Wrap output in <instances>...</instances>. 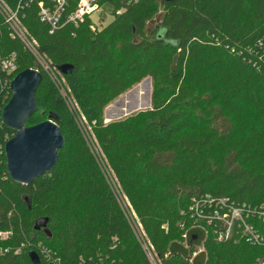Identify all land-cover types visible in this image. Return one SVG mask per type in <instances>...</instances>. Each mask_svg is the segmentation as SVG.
<instances>
[{
	"label": "trees",
	"instance_id": "16d2710c",
	"mask_svg": "<svg viewBox=\"0 0 264 264\" xmlns=\"http://www.w3.org/2000/svg\"><path fill=\"white\" fill-rule=\"evenodd\" d=\"M63 76L101 155L162 264H253L259 249L218 241L199 212L205 202L264 205V0H97L112 20L91 31L85 17L58 28L41 20L51 0H0ZM120 13H118V11ZM0 264H148L57 88L41 72L37 111L26 126L54 116L64 146L55 167L29 185L6 170L2 124L10 83L33 57L10 37L0 14ZM150 108L104 123L105 108L143 79ZM203 259V257H202Z\"/></svg>",
	"mask_w": 264,
	"mask_h": 264
},
{
	"label": "built area",
	"instance_id": "2783aa9c",
	"mask_svg": "<svg viewBox=\"0 0 264 264\" xmlns=\"http://www.w3.org/2000/svg\"><path fill=\"white\" fill-rule=\"evenodd\" d=\"M67 1L68 0H51L53 4L51 8L40 5L41 20L50 25L51 31L58 28L60 18L64 14V10L67 6ZM128 1L130 3H136L138 0ZM97 10V0H79L76 9L65 16V23H71L77 26V24L82 22L86 16L94 14ZM118 13H120V11H118ZM0 14L9 29L10 37L18 40L23 45L24 49L31 54L33 59L39 62L40 71L44 72L48 79L57 88L68 111L77 122L91 153L97 161L113 196L129 224L132 235L138 244L144 259L148 264H162L153 244L150 242L143 226L133 211L131 204L123 194L109 166L105 163L99 147L90 137L88 133L90 128L87 127V123L80 113L77 104L69 94L63 75L40 54L36 41L22 26L17 15L7 8V6L1 1ZM91 29L95 30V26H91ZM16 59L17 57L15 54L10 55L1 62V68L8 73L14 72L17 69ZM31 69L39 72V69L37 68ZM109 122L110 119H104L105 124ZM205 205L208 207L213 206L212 211L205 213L196 210V215L203 220L206 226H213L217 240H244L248 245L259 249L260 254L253 264H264V205L256 207H251L246 204L229 205L225 199H219L216 202H210L207 200ZM197 254L198 253H193L192 258Z\"/></svg>",
	"mask_w": 264,
	"mask_h": 264
},
{
	"label": "water",
	"instance_id": "95a60500",
	"mask_svg": "<svg viewBox=\"0 0 264 264\" xmlns=\"http://www.w3.org/2000/svg\"><path fill=\"white\" fill-rule=\"evenodd\" d=\"M71 70L72 66L67 64L58 67L63 76ZM41 80V73L31 68L16 74L9 86L11 97L2 110V124L14 132L4 145L6 170L10 179L21 185H29L49 173L57 163L58 151L64 146L54 116L26 126V121L38 108L35 93ZM29 258L32 264H40L36 252H30Z\"/></svg>",
	"mask_w": 264,
	"mask_h": 264
},
{
	"label": "rangeland",
	"instance_id": "374dc122",
	"mask_svg": "<svg viewBox=\"0 0 264 264\" xmlns=\"http://www.w3.org/2000/svg\"><path fill=\"white\" fill-rule=\"evenodd\" d=\"M111 6L109 4H103L102 6L98 3V10L92 15H89L92 24L91 26H95V28H100L101 25L105 26L112 20L111 16ZM121 11V10H119ZM87 17V16H86ZM90 26V29H91ZM91 31H94L91 29ZM33 68H39V62L33 59ZM44 74V72H42ZM141 89L142 94L140 95L137 90ZM151 80L150 78L143 79L140 83L133 86L130 90H128L125 94L118 97L115 101L109 104L104 111V119H110L111 121H116L121 118L126 117L127 115L136 112L147 110L150 108V100H151ZM198 254H201V260L199 261L197 258L195 259L196 263L194 264H204L205 253L201 243L196 246ZM203 257V259H202Z\"/></svg>",
	"mask_w": 264,
	"mask_h": 264
},
{
	"label": "bare ground",
	"instance_id": "6f19581e",
	"mask_svg": "<svg viewBox=\"0 0 264 264\" xmlns=\"http://www.w3.org/2000/svg\"><path fill=\"white\" fill-rule=\"evenodd\" d=\"M137 91L139 92L140 95L142 94V90H141V89H139V90H137Z\"/></svg>",
	"mask_w": 264,
	"mask_h": 264
}]
</instances>
